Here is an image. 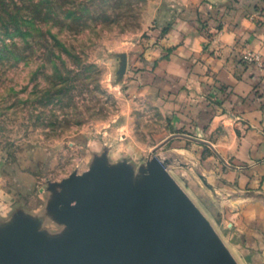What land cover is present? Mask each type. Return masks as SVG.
Segmentation results:
<instances>
[{"label": "rangeland", "instance_id": "obj_1", "mask_svg": "<svg viewBox=\"0 0 264 264\" xmlns=\"http://www.w3.org/2000/svg\"><path fill=\"white\" fill-rule=\"evenodd\" d=\"M218 6L0 0V259L11 246L30 256L34 215L51 223L45 211L64 199L137 181L153 167L166 172L172 159L158 150L173 126L144 72L188 24L210 38ZM52 223L45 228H58Z\"/></svg>", "mask_w": 264, "mask_h": 264}, {"label": "crops", "instance_id": "obj_2", "mask_svg": "<svg viewBox=\"0 0 264 264\" xmlns=\"http://www.w3.org/2000/svg\"><path fill=\"white\" fill-rule=\"evenodd\" d=\"M212 1L219 9L211 37L188 24L167 40V58L151 53L153 70L143 77L171 119L158 153L172 159L164 169L179 194L162 202L149 173L117 190L75 194L41 211L58 228L34 215L40 229L30 256L11 246L0 264H105L111 235L163 262L180 239L201 237L214 261L264 264V71L243 59L264 55V0Z\"/></svg>", "mask_w": 264, "mask_h": 264}, {"label": "water", "instance_id": "obj_3", "mask_svg": "<svg viewBox=\"0 0 264 264\" xmlns=\"http://www.w3.org/2000/svg\"><path fill=\"white\" fill-rule=\"evenodd\" d=\"M167 181L170 182L173 187L168 185L166 183ZM203 181L207 185V181L205 179H203ZM125 182L128 181H119L114 186L101 190L100 192L87 193L83 191L78 194V196L84 197L86 195L106 193L108 190H117ZM149 182L152 187L161 191L162 202L169 201L171 195L179 194L178 188L162 167H153ZM173 251L174 255L171 259L163 262L158 259L157 255L148 253L144 246L125 250L123 246L116 241V237L111 235L105 264H236L228 255L216 261L212 260L208 243L201 237L192 240L180 239L174 246Z\"/></svg>", "mask_w": 264, "mask_h": 264}, {"label": "built area", "instance_id": "obj_4", "mask_svg": "<svg viewBox=\"0 0 264 264\" xmlns=\"http://www.w3.org/2000/svg\"><path fill=\"white\" fill-rule=\"evenodd\" d=\"M243 59L246 63L255 65L264 71V55L261 52L247 51L243 54Z\"/></svg>", "mask_w": 264, "mask_h": 264}, {"label": "trees", "instance_id": "obj_5", "mask_svg": "<svg viewBox=\"0 0 264 264\" xmlns=\"http://www.w3.org/2000/svg\"><path fill=\"white\" fill-rule=\"evenodd\" d=\"M28 20H29V19H27V18L24 20V23L27 24V25L30 24V22H29Z\"/></svg>", "mask_w": 264, "mask_h": 264}]
</instances>
